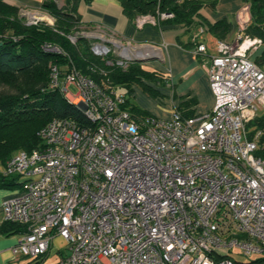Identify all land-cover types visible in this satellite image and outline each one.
Segmentation results:
<instances>
[{"label": "built area", "instance_id": "1", "mask_svg": "<svg viewBox=\"0 0 264 264\" xmlns=\"http://www.w3.org/2000/svg\"><path fill=\"white\" fill-rule=\"evenodd\" d=\"M17 9L27 23L55 21L43 7ZM155 16L138 14L136 22ZM244 26L233 40H217L207 67L212 108L188 117L174 108L169 118H137L123 106L125 91L71 60L65 70L52 64L50 87L87 120L54 116L38 130L41 145L0 163L1 174L20 182L2 204L3 219L25 225L13 254H45L60 235L68 251L57 264H257L231 249L264 262V155L246 130L264 107V70L254 60L262 39ZM80 34L101 57L116 48L127 60L138 47L99 25L69 37ZM205 48L198 43L193 52Z\"/></svg>", "mask_w": 264, "mask_h": 264}, {"label": "trees", "instance_id": "2", "mask_svg": "<svg viewBox=\"0 0 264 264\" xmlns=\"http://www.w3.org/2000/svg\"><path fill=\"white\" fill-rule=\"evenodd\" d=\"M217 0H121L123 10L131 15L171 11L168 21L190 22L198 9ZM249 19L244 32L262 39L261 49L254 60L264 70V0H244ZM75 3V1H74ZM42 7L55 16L53 24L44 21L27 23L18 14L17 5L0 0V163L19 149H31L42 144L38 130L52 117H72L86 122L80 108L67 101L56 87H50L49 68L56 64L65 70L72 61L83 74L98 83L126 88L123 104L137 118L144 117L135 105L129 102L128 92L132 85L144 79L155 78L159 72L145 68L140 61H130L123 67L116 61L107 62L112 54L101 57L90 50V39L78 35L75 41L69 37L81 28L74 4L69 9L57 6L54 0H43ZM218 20L213 26L219 28ZM225 24H222L224 26ZM225 26L223 27V29ZM49 42L57 45L60 52L44 51L41 45ZM185 101L182 104H187ZM176 109L181 117H188ZM247 136L257 141L256 153L264 155V107L246 124ZM16 176L0 173V186L19 185ZM25 225L18 221L1 220V233H20ZM246 262L264 264L263 258Z\"/></svg>", "mask_w": 264, "mask_h": 264}, {"label": "crops", "instance_id": "3", "mask_svg": "<svg viewBox=\"0 0 264 264\" xmlns=\"http://www.w3.org/2000/svg\"><path fill=\"white\" fill-rule=\"evenodd\" d=\"M54 1L63 9H69L74 4L82 28L99 25L121 39L138 44L134 54L142 56L143 61L146 60L150 66L149 69L160 73L165 83L162 89L170 95V107L174 109L182 105L180 111L189 116L206 112L213 106L214 97L209 85L207 67L212 56L217 53V40H233L249 19L244 0H217L213 6L205 4L198 9L190 22L168 21L170 18L156 14L154 20L146 19L140 25L136 22L138 14L126 13L121 0ZM42 2L43 0L11 1L31 8L42 7ZM230 18L234 19V23L229 30L222 31L213 26L220 19L229 21ZM204 33L207 36H202ZM198 43H204L206 48L203 53L195 54L193 49ZM185 101L189 103L182 104ZM170 113L159 116L165 118ZM18 187L0 186V221L3 220L4 200L17 193ZM16 235L17 233L0 232V264H57L58 258L65 253L61 251L62 237L55 235L45 254H13L11 247Z\"/></svg>", "mask_w": 264, "mask_h": 264}, {"label": "rangeland", "instance_id": "4", "mask_svg": "<svg viewBox=\"0 0 264 264\" xmlns=\"http://www.w3.org/2000/svg\"><path fill=\"white\" fill-rule=\"evenodd\" d=\"M220 20L222 21H219V29L222 31L229 30L234 23V19L231 18L229 21L228 20L226 21L225 19H220ZM222 24H225L224 29H223L224 26H222ZM84 29L88 30L90 28H84ZM204 35L207 36V34L205 33L202 36ZM112 48H115V46L113 45ZM115 50L116 51L111 52L113 58L109 59L110 58L109 57L107 62L111 63V60H114L118 63L119 60H122V62L118 64L125 67L128 64V62L135 60L137 61V58H135L136 56L135 54H130L127 60H125L118 53V49L115 48ZM140 63L143 66H145L147 69H149L150 66L147 64L146 60L140 61ZM49 75H50V68H49ZM164 85L165 83L164 80L161 79L160 73L155 78L144 79L143 82L135 83L132 85L131 92H128L127 95L129 98V102L135 105L137 111H140L143 114V116L154 115L160 117L159 116L160 114L166 115V113L168 112L170 113L171 111L170 115L168 117H165V118H169L172 115L173 109L170 107L172 106V104H171L169 92H166L162 89ZM3 89L5 88L3 86H0V90ZM69 89L72 92H75L76 87L71 84L69 86ZM123 90H126V88H123ZM61 251L65 253L68 251L66 242L63 239L61 240ZM229 254L235 256L237 259H240L242 261L250 260L251 258H255L259 256L258 254H253L251 256L244 255L237 249H231ZM260 264H262V262Z\"/></svg>", "mask_w": 264, "mask_h": 264}, {"label": "water", "instance_id": "5", "mask_svg": "<svg viewBox=\"0 0 264 264\" xmlns=\"http://www.w3.org/2000/svg\"><path fill=\"white\" fill-rule=\"evenodd\" d=\"M135 58H137V61H143L144 60V58L142 56H138V55H136Z\"/></svg>", "mask_w": 264, "mask_h": 264}]
</instances>
